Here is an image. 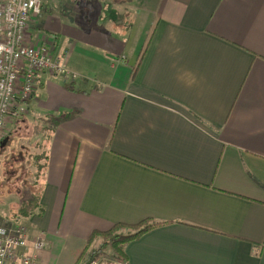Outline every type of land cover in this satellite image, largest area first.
I'll return each mask as SVG.
<instances>
[{"label": "crops", "instance_id": "1", "mask_svg": "<svg viewBox=\"0 0 264 264\" xmlns=\"http://www.w3.org/2000/svg\"><path fill=\"white\" fill-rule=\"evenodd\" d=\"M122 1L116 19H30L78 74L42 73L9 123L42 144L44 213L22 218L48 240L41 264L144 219L164 224L129 264H264V0Z\"/></svg>", "mask_w": 264, "mask_h": 264}, {"label": "built area", "instance_id": "2", "mask_svg": "<svg viewBox=\"0 0 264 264\" xmlns=\"http://www.w3.org/2000/svg\"><path fill=\"white\" fill-rule=\"evenodd\" d=\"M42 8L43 0H0V143L9 134V123L28 113L42 73L78 76L65 64L68 52L56 51L53 36L37 41L29 33L30 19ZM47 247L43 231L31 234L21 223L0 225V264H41Z\"/></svg>", "mask_w": 264, "mask_h": 264}, {"label": "rangeland", "instance_id": "3", "mask_svg": "<svg viewBox=\"0 0 264 264\" xmlns=\"http://www.w3.org/2000/svg\"><path fill=\"white\" fill-rule=\"evenodd\" d=\"M112 1L115 0H43L42 12L50 11L52 6L57 8V11H61L62 8L64 9L63 6L66 5L69 14L77 13L78 9L83 11L82 8H84L90 10L89 13L99 14L101 12L103 18L116 19L117 13L125 11L124 1L120 2L121 5H117L116 2ZM64 10L66 11V9ZM42 12L36 17L41 16ZM29 26H32V20ZM22 119L26 120L25 117L17 118L14 121L15 125H19L21 123L19 120ZM13 127L10 125L7 138L0 143V225L25 224L23 219L15 218L13 213L28 197L33 185L35 187L32 192L40 190L39 183L35 184V182L39 181L41 183V177H37L35 174L38 168L35 162L37 161L38 165L42 164L43 152L40 149L42 144H39V142L33 143L30 139L32 130L28 122L22 124V128ZM37 155L38 159L36 158ZM99 245L100 241L93 244L91 251L96 250ZM125 262L126 260L115 261V263Z\"/></svg>", "mask_w": 264, "mask_h": 264}, {"label": "trees", "instance_id": "4", "mask_svg": "<svg viewBox=\"0 0 264 264\" xmlns=\"http://www.w3.org/2000/svg\"><path fill=\"white\" fill-rule=\"evenodd\" d=\"M37 158V157H36ZM38 177L41 170L40 164L37 161ZM38 182H35L37 184ZM40 185V184H39ZM32 186L30 192L32 197H27L18 209L13 213V216L17 219L30 218L33 215H42L44 213V207L41 204V192L42 188L38 192H32L34 189ZM164 223H158L151 219H144L138 223H124L119 222L113 224L109 229L103 231H94L89 238L88 242L77 250L71 252L72 262L71 264H93L94 262H115V261H128L126 246L133 240L140 238L148 231L163 225ZM96 238H99V247L91 251V247ZM109 256V258H108Z\"/></svg>", "mask_w": 264, "mask_h": 264}]
</instances>
